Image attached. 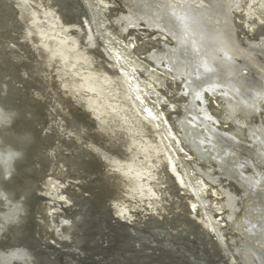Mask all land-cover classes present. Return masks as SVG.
<instances>
[{"label":"bare ground","instance_id":"6f19581e","mask_svg":"<svg viewBox=\"0 0 264 264\" xmlns=\"http://www.w3.org/2000/svg\"><path fill=\"white\" fill-rule=\"evenodd\" d=\"M116 1L120 8L109 4L106 14L113 13L118 33L124 37L134 35L125 40V45L132 53L139 51V56L153 68L146 78L166 76L162 78L170 88V98L165 101L169 99L166 103L170 105L164 107L161 116L153 114V110L142 111L148 99L142 93L148 89L139 85L133 71H129L132 68L127 67L130 61L124 51L127 47L107 35L110 43L100 46L83 19L88 34L82 36L84 27L76 23L79 19L75 17L73 22L70 13L66 14L70 12V0V4L66 0H0V74L7 71L6 79L13 85L9 102L23 104L39 115L36 126L26 122L24 133L37 134L36 146L28 149L26 172L37 178L32 190L35 197L45 196L35 205V216L30 217L33 227L37 226L33 234L43 245L42 254L58 255L55 261L59 262L61 250L56 247L51 251L49 242L60 247L68 244L69 251L62 254H85L75 245H86L83 240L87 230L82 227L84 223L86 227L94 224V213L89 212L93 207L95 215L102 211L99 223L106 220L111 227H127L125 232L133 236L145 237L156 231L162 238L154 234L159 239L153 237V243L164 249H170L172 244L175 253L185 259L182 264H190L187 259L198 256L197 252L190 253L188 245L203 252L202 241L210 254L218 255L220 264H238L233 252L236 247L254 255L264 253V26L257 34H253L256 28H247L248 0ZM203 15L207 19L197 26V19ZM208 37L220 41L217 44L212 39L210 43ZM212 53H216L214 60ZM241 61L248 69L241 66ZM14 68L18 69L16 79ZM83 74L85 77L76 79ZM152 95L149 97L153 100ZM35 114H29L34 122ZM167 143L170 146L166 147ZM11 156L10 150H0V165L7 166ZM180 164H187V172L195 176L197 188H202L211 206L208 210L204 208L206 199L202 200L204 209L199 207L197 192L191 191L193 186L188 184ZM87 177L89 182L85 181ZM32 184L28 182L27 186ZM44 200L53 203L48 206ZM85 205L90 206L89 213L74 212L75 217L67 213L69 217L63 219L62 215V223L53 222V214L62 207L71 214L72 209L80 208L82 214L87 209ZM6 206L0 209V235L7 233L6 224L15 221L19 212L8 202ZM204 210L212 212L213 217ZM107 212L109 217L103 214ZM118 227L114 229L119 231ZM87 229L88 234H93V229ZM111 230H107L109 234ZM63 232L66 236L60 237ZM56 237L65 240L57 241ZM184 240H188L187 244ZM17 251L7 250L0 264H32L23 261ZM128 254L124 257H130ZM82 255L81 262L91 264H96L99 257L96 254L94 261L93 255ZM78 259V263L75 258L69 264H79ZM114 260L118 263L117 257ZM254 260L259 264L258 259ZM62 261L60 258L59 263Z\"/></svg>","mask_w":264,"mask_h":264},{"label":"rangeland","instance_id":"374dc122","mask_svg":"<svg viewBox=\"0 0 264 264\" xmlns=\"http://www.w3.org/2000/svg\"><path fill=\"white\" fill-rule=\"evenodd\" d=\"M67 2H69V0H66ZM112 1V0H111ZM70 2H72L71 4H70ZM70 2L68 3V4H70L69 5V7H70V12H66V14L67 13H70V15H71V17H70V20H73V22H75L76 20H75V17L77 18V19H79V21L77 22L76 21V23H79V25L81 26V29L83 28V33L84 34H82V36H84V37H87V34H88V32H87V30H85V26L83 25V23H82V19H83V21H87V23L89 24V27H90V30H91V32H92V35H93V37H94V40H99L100 42H101V44H99L100 42H98V44L100 45V46H102L103 47V45L104 46H108V44L110 43L109 41H106V35H107V37H110V39H112L114 42L115 41H117L116 43H119V45H120V42H121V47H123V48H125V47H127L126 45H125V40H129L130 38H132L134 35H128V36H126V37H124L122 34H120V33H118L119 31H116L117 29H119L118 28V25L116 24V22L114 21V16H113V13H112V15L111 14H106V12L108 11V8H107V6L109 5V4H112V6L113 7H119L120 8V5H119V3H118V1H116V0H113L112 1V3H110V2H107V0H70ZM79 2H80V4H79ZM85 2V3H84ZM74 3H76L77 4V8L74 6L75 4ZM92 3V4H91ZM73 4V5H72ZM247 4L249 5V7H248V10H249V12H247V14H246V25H247V28H249V29H251L252 31H253V28H256V30L254 31V33L253 34H257V32L258 33H260V29H262L261 27H263L264 26V0H248L247 1ZM72 6V7H71ZM75 8H74V7ZM68 7V8H69ZM88 7V8H87ZM77 9L80 11H77ZM75 10H76V12H78L77 14H76V12H75ZM106 10V11H105ZM66 11H68V10H66ZM83 11V12H82ZM72 14H74V16L72 15ZM83 14L85 15V17L83 16ZM77 16H79V17H77ZM82 16H83V18H82ZM80 17H81V19H80ZM71 18H73V19H71ZM102 19V20H101ZM113 19V20H112ZM258 19L260 20L259 22H257L258 21ZM106 20V21H105ZM104 21V22H103ZM113 21V22H112ZM102 22V23H101ZM254 22V23H253ZM257 22V23H256ZM103 24V25H102ZM117 26H116V25ZM83 26V27H82ZM102 26V27H101ZM104 26H105V29H104ZM117 28V29H116ZM260 28V29H259ZM262 31V30H261ZM106 33V34H105ZM107 33H109V34H107ZM262 33V32H261ZM109 35V36H108ZM122 35V36H121ZM112 37V38H111ZM256 37L258 38L259 36H257L256 35ZM96 38V39H95ZM105 41H106V43H105ZM113 41H111V44L113 45ZM114 46V45H113ZM119 46V47H120ZM99 50V49H98ZM117 50H118V48H117ZM58 51V50H57ZM124 51L126 52V54H125V58H127L128 59V61H130V64H128L127 62V67L130 69V68H132L131 70H129L130 72L131 71H133L132 72V74H134V77H135V79L137 80V82H139V85H145V88H147L148 90L147 91H145V92H143L142 93V95H143V97L145 96V98L147 99V97L146 96H148V99H147V102H146V104H148V106L145 104V103H143L144 105H142V106H144L143 108H142V111L145 113V111L147 110V109H149V110H153L152 112H153V114H155L156 113V115H158V116H161V112H162V110L164 109V107H165V109H166V106H169L170 104H168L167 105V103H169L170 102V100L169 99H167L168 101H165L166 100V98L168 97V98H170L169 96H167V95H170V88H167V85L165 84V82L163 81V78L162 77H166V76H164V75H162V77L161 76H158V78H157V76H155V77H153V78H146V77H148L147 75H148V71L149 72H151L150 70H151V66H149V64H148V62L147 61H145L141 56H138V58H137V56L136 55H130V53H132V50H129L128 51V47L127 48H125L124 49ZM124 51H122V52H124ZM128 51V52H127ZM52 54H54V53H52ZM125 64V63H124ZM123 65V64H122ZM130 65V66H129ZM66 68V67H65ZM146 68V69H145ZM136 71H135V70ZM144 69V70H143ZM153 69V68H152ZM67 70H68V68H67ZM138 71V72H137ZM141 71V72H140ZM143 71V72H142ZM140 73H141V75H140ZM146 73V74H145ZM64 73L61 71V73H60V75H63ZM142 75L144 76V77H142ZM64 76V75H63ZM83 77H85V75L83 74V75H80V77H76V79H81V78H83ZM160 77V78H159ZM166 79V78H165ZM168 79H170V77L168 78ZM156 82V83H155ZM170 82V81H169ZM146 84H149V85H146ZM150 84H151V87L153 88H151L150 87ZM164 84V85H163ZM160 85V86H159ZM156 86V87H155ZM151 88V89H150ZM158 88V89H157ZM159 88L162 90H159ZM141 89H143V88H141ZM164 90V91H163ZM166 90V91H165ZM149 91V92H148ZM169 93H168V92ZM149 94H148V93ZM152 92H153V95H152ZM156 92V93H155ZM94 93V92H93ZM150 94L153 96V100L151 99V97H149L150 96ZM155 94V95H154ZM156 94H157V96H156ZM94 95H96V97H98V95L97 94H94ZM155 97H156V99H155ZM158 97V98H157ZM158 99H159V101H158ZM162 99V100H161ZM148 100H150V102H152L153 104H149V102H148ZM155 100V101H154ZM155 102H158V103H156L155 104ZM167 102V103H166ZM166 103V104H165ZM163 104V105H162ZM150 106H152V107H150ZM157 107V108H156ZM151 108V109H150ZM155 108V109H154ZM161 110V111H160ZM160 111V112H159ZM155 112V113H154ZM103 115L104 116H107V113H103ZM107 118H108V116H107ZM165 127V126H164ZM165 146L167 147V146H170V145H168V143L167 144H165ZM66 154V153H65ZM185 154V153H184ZM193 157V156H192ZM194 158V157H193ZM180 166H182L180 169L182 170V171H185L184 173H186L187 174V181H191L190 183L188 182V184L190 185V187L191 186H193V187H191L192 189H191V191H193V193L195 194L196 192H197V194H198V196H197V194H195L196 195V197L197 198H199V199H197V200H199L198 201V204H199V207H202V206H204L205 204V206H204V208L206 209V210H208L209 208H211V206L207 203V198H205L206 196H204V192H203V190H202V188H200L199 186H198V188H197V182L198 181H195L194 180V175L191 173L190 174V172L188 173L187 172V170H188V165L187 164H180ZM179 169V168H178ZM184 169V170H183ZM187 169V170H186ZM67 170V169H66ZM65 170V171H66ZM64 171V172H65ZM66 173H67V171H66ZM85 173V172H84ZM66 175V174H65ZM81 175L83 176L84 174H83V172H81ZM190 175V176H189ZM193 176V177H192ZM192 177V178H191ZM89 177H87L86 179H85V181H87V179H88ZM191 178V179H190ZM63 179V178H62ZM89 180H91V179H88V182H89ZM195 181V182H194ZM195 183V184H194ZM65 187H67V186H65ZM195 188V189H194ZM197 188V189H196ZM126 189V188H125ZM202 192V193H198V192ZM201 194V195H200ZM201 197H200V196ZM129 196V195H128ZM203 197V198H202ZM200 198H202V199H200ZM204 199H206L205 200V202H203L204 201ZM203 200V201H202ZM209 200V199H208ZM45 201V204H47L48 206H50V205H52V203L53 202H47V200H44ZM44 203V202H43ZM203 203V204H202ZM205 203V204H204ZM86 206V205H85ZM85 206H82V207H85ZM92 206V205H91ZM89 208L90 206H86L85 208ZM208 207V208H207ZM63 209L62 210H59L56 214H53V215H55L54 217H53V222L55 223V222H58V221H61V223H62V220L64 219V218H66V216L67 217H69V215H71V216H73V217H75L74 215H75V213H76V215H77V213L79 214V215H85L86 213H89V212H93L94 213V215H92V219H95L96 218V220L98 219V220H101L100 219V213L102 214V211L101 212H98L97 214H98V217H97V214L95 215V213H96V211L97 210H95L94 209V207H93V209L91 210V208H89V212H88V208L84 211H82V212H84V213H82L81 214V212H80V208L79 209H76V210H72L73 212H72V214H71V211L69 212V211H67V210H65L66 208L65 207H62ZM65 208V209H64ZM84 208V209H85ZM203 208V207H202ZM203 208V209H204ZM79 210V211H78ZM75 212V213H74ZM91 212V213H92ZM204 212H206L207 213V215H208V217H209V215H210V217L212 218L213 216V213L212 212H208V211H205L204 210ZM67 213H69V215L67 214ZM104 214V216L105 217H107V215L105 214V213H103ZM50 216H52V213H50L49 214ZM48 215V217H50ZM58 215H61L60 217L58 216ZM62 215L63 216H65V217H62ZM78 215V216H79ZM70 216V217H71ZM78 216H76V217H78ZM101 216H103V215H101ZM103 216V217H104ZM58 217V218H57ZM63 219H62V218ZM72 217V218H73ZM103 217H101V218H103ZM55 218V219H54ZM60 218V219H59ZM51 220H49V221H52V217L50 218ZM57 219V220H56ZM96 220H95V222H94V224L93 225H91V223H90V225L91 226H87L86 227V225H85V223H84V226L82 227V229H83V231H84V229L85 230H87V231H85V232H87V233H85L84 232V234H85V237H87V238H85L84 239V236H83V241L86 243V245L84 244V245H80V243H76V245H75V247H76V249H77V251H79L80 250V248H82L81 250H80V252H84L87 256L88 255H90V257L92 256V257H97V255L99 256L98 257V259L95 257L94 258V261H96V259L98 260V261H96V264H101V262H103L102 264H108L110 261H112V262H114L115 260H114V258L116 259V257H117V262L118 263H116V261L113 263V264H122V263H120L119 262V260L120 261H123L124 263L123 264H130L131 263V261H133L131 264H151V262H152V264H153V262L156 260V262L154 263V264H169L168 262L169 261H171L170 263H172V260H171V258H170V254H169V252L167 253H165V252H163V251H167V249H164L165 247H160V245H159V247L161 248V250L159 249V247L157 248V246L158 245H156L155 243H153L154 242V239L156 240V239H159V240H161V238H162V235H159L156 231L154 232V233H152L151 232V234H153V235H146L145 234V237H144V235L142 236H139L138 237V235H135V233H134V236H136V238H134V236H133V233L132 234H129V233H127V232H125L126 231V229H127V227H124L125 228V230L124 229H121V228H123V226L121 227V226H116V225H112V227H111V225L110 224H108L107 223V221L106 220H102V221H100V223H99V221L98 222H96ZM108 225V231L109 230H111V229H113V230H111L110 231V233L112 232V234H109L108 233V231L105 229V228H107V226L105 225ZM58 224H60V222H58L56 225H58ZM102 224H104V227H103V225ZM62 226L64 225L65 226V224H61ZM61 225H59V226H61ZM98 225V226H97ZM61 226V228L63 229V228H65L64 226L62 227ZM93 226V227H92ZM100 226V227H99ZM91 228V229H93V230H91L92 232L91 233H93V234H88V233H90V231H89V229H87V228ZM102 227H103V229H102ZM110 227H111V229H110ZM116 227H118V229L120 228L121 229V232L122 233H124L125 232V234L123 235L121 232H120V229H119V231L117 230V229H114V228H116ZM61 228H59L58 230H62ZM100 229V230H99ZM124 230V231H123ZM128 230V229H127ZM64 231V230H63ZM102 231V232H101ZM103 231H106L105 233H107V234H105V233H103ZM118 231V232H117ZM129 232V231H128ZM61 234L63 235V236H66V235H64V232L63 233H60V237H62L61 236ZM123 236H122V235ZM128 234V236H130V237H128V236H125V235H127ZM157 235V237H159V238H157L155 235ZM104 235V236H103ZM106 235V236H105ZM110 235V236H109ZM102 236V237H101ZM125 236V237H124ZM146 236H148L147 238H146ZM151 236V237H150ZM91 237L93 238V239H91ZM105 237V238H104ZM114 237H116V238H114ZM134 239H133V238ZM142 241V239H144V238H146L145 240H147V241H145L144 240V242L142 241V243H140V240L138 239V238ZM142 237V238H141ZM153 237H154V239H153ZM156 237V238H155ZM90 238V239H89ZM108 238V239H107ZM129 238L130 239H132V240H129ZM56 239H57V241H63V240H65V239H63V238H57L56 237ZM86 239H87V241L89 240L90 242H86ZM106 239V241H104ZM139 241H138V240ZM121 240V242H117V241H120ZM134 240V242L132 243V242H130V241H133ZM158 240V241H159ZM125 241V242H124ZM157 241V240H156ZM128 242H129V244H128ZM138 242V243H137ZM149 242H150V245H149ZM106 243V244H105ZM108 243V244H107ZM124 243V244H123ZM140 243V244H139ZM146 244L147 243V246L149 247V246H152V247H147L146 245H144V244ZM53 244V245H52ZM52 244H49V246L51 247L52 246V248H51V251H56L57 249L60 251H62V252H66V251H69L68 250V247L67 246H69L68 244L65 246V247H63L64 245H61L62 247H60V244L58 245V244H54V243H52ZM78 244H79V246H78ZM102 244H104V246H102ZM119 244V245H118ZM136 244V245H135ZM151 244H153V245H151ZM55 245V246H54ZM118 245V246H117ZM121 245V246H120ZM142 245H144L143 247H142ZM155 245V246H154ZM82 246V247H81ZM123 246H124V248H123ZM137 246L139 247V248H137ZM147 247L146 249L144 248V247ZM154 246V247H153ZM56 247H58L57 249H56ZM102 247H103V249H102ZM127 247V248H126ZM60 248V249H59ZM64 248V249H63ZM79 248V249H78ZM110 248V249H109ZM134 248V249H133ZM136 248V249H135ZM143 249L142 250V252L141 251H139V249ZM154 248H156V249H154ZM66 249V250H65ZM108 249V250H107ZM123 249V250H122ZM125 249V250H124ZM49 250V249H48ZM138 250V251H137ZM145 250H147V252L145 253ZM149 250H155L154 252L153 251H149ZM160 250V251H159ZM61 251L58 253L59 254V258H57L58 260H59V262H60V258H61V260H63L62 261V263L63 264H69L70 263V261L71 260H74V261H72V262H75V258H76V261H77V259L79 260V264H91V262L90 261H85V262H81V260H80V257H81V255H82V253L80 254V256H78V255H73V254H71L70 252H69V254H68V252L67 253H65L66 254V256H65V254L63 253H61ZM87 251V252H86ZM90 251V252H89ZM117 251V252H116ZM122 251H124L123 253H125V252H127V254L129 253V252H131L130 254H128V256H130V257H124V255L125 256H127V254H123L122 253ZM144 251V252H143ZM49 252H50V250H49ZM106 252V253H105ZM149 252V253H148ZM153 252V253H152ZM156 252V253H155ZM88 253V254H87ZM133 253V254H132ZM157 254V256L155 255V254ZM221 253V252H220ZM85 254H83L82 255V257L84 258V257H87V256H85ZM97 254V255H96ZM135 255L134 257H132V255ZM151 254V255H150ZM152 254H154L153 255V257H151L152 256ZM49 255V254H48ZM60 255H61V257H60ZM62 255L64 256V257H62ZM71 255H73V258L71 257ZM162 255V256H161ZM164 255V256H163ZM221 255H223V253H221ZM51 256V255H50ZM58 255H56V256H51V259H52V261L54 260V264H56V263H59L58 261L56 262L55 261V257H57ZM75 256V257H74ZM77 256V257H76ZM143 256L145 257V258H143ZM89 257V256H88ZM122 259H121V258ZM136 257V258H135ZM147 257V258H146ZM161 257H163V259L161 258ZM164 257H166V259H170V260H167L166 261V259L164 258ZM100 258H102V259H100ZM109 258V259H108ZM111 258H112V260H111ZM126 258V259H125ZM127 258H131V260H128ZM133 258V259H132ZM141 258H143V259H141ZM56 259V260H57ZM67 259V261L66 262H64L65 260ZM82 259V258H81ZM105 260V262H104V260ZM146 259V260H145ZM151 260V261H149V263H146V261L148 262V260ZM165 259V261H163ZM70 260V261H69ZM99 260H101L100 262H99ZM108 261V263H107V261ZM110 260V261H109ZM125 260V261H124ZM141 260V261H140ZM127 261V262H126ZM137 261H139L140 263H136ZM158 261H160V262H158ZM56 262V263H55ZM87 262V263H86ZM75 263H78V261L77 262H75ZM59 264H61V263H59ZM95 264V263H94ZM172 264H174V263H172Z\"/></svg>","mask_w":264,"mask_h":264},{"label":"water","instance_id":"95a60500","mask_svg":"<svg viewBox=\"0 0 264 264\" xmlns=\"http://www.w3.org/2000/svg\"><path fill=\"white\" fill-rule=\"evenodd\" d=\"M203 11H199V12L202 13ZM11 12L12 10H9L8 14L11 15ZM203 16H204L203 18L199 17L197 19L198 21L197 26H201V23L205 22V19H207L205 15ZM1 22L2 20H0V23ZM207 34H208L207 36L210 35L209 33ZM198 36H199L198 39H201V36L200 35ZM210 38L211 37H208V40L210 41V43L212 39L214 41L213 43L218 44L220 41L216 37L212 39ZM199 41L202 46V50H205L204 48L205 45L201 43V40ZM254 50L256 51L257 49H254ZM255 55H257V57L259 58L262 57L259 54H255ZM262 55L264 56V54ZM210 56L212 60H214L216 53L215 54L212 53ZM212 60L210 62H212ZM241 64H242L241 66H244V65L246 66L245 69H248L245 61L243 62L241 61ZM14 69L15 70L13 71L14 72L13 75H14V79H16L18 77V69L17 68H14ZM0 70H1V67H0ZM6 75L8 77V73L5 70L1 72L0 74V78H1L0 79V116H7L6 120L0 119V132L4 135V136L0 135V150L1 151L10 150L12 152V156L8 160L7 166L2 167L0 165V209L2 208L5 209L6 207H8L6 206L7 202L10 205L15 206L16 208H19V212L18 214H16L17 219L13 222H8L6 224L5 231L9 232L10 230H14L17 228H22L24 230L26 228L24 232L28 236L27 243L32 245L35 248V253L28 247H19V248H10V249L0 248V257L4 256L7 250H18L17 252H19V254L24 257L23 261L25 262L29 261L32 264H39V262H42V264H54L53 263L54 261H52L51 256L48 255V253H46V255L42 254L44 252L42 249L43 245L42 246L40 245L41 243L38 240V236L35 238L36 235L33 234L37 226L33 227L34 223L31 221V218H30V217L35 216L34 212H35V209H37L35 208V205L37 207V205L40 204L39 203L40 199H44L45 196L40 195L42 196L40 199L38 197H35L32 190L34 189L33 185L35 181L37 180V178H35L33 175H30L31 173L28 174L26 172L28 168L26 166V163L29 158L28 149L30 147L36 146L37 134L33 133L32 135H27V133H24V132H25L26 122L32 121L34 126H36L39 120V115L35 114V110L30 111L28 110L29 108H25L23 104L17 105L16 103L11 104V102H9L11 95H12L11 91H13L14 89H13V85L12 86L9 85L11 81L6 79ZM13 75H9V76H13ZM33 113L35 114L34 116L37 117L36 122H34V120L30 117L31 115H29ZM4 130H6L7 132L4 133ZM240 133L242 134L243 137H245L244 132H240ZM19 169H22V176H21L22 182L23 180L26 181V185H24V190L26 192L25 196L19 195L16 191L11 189L10 187H7L5 184L6 181L11 180L13 175L17 174ZM27 176L29 177L27 178L29 179V181L25 179V177ZM31 181H33L32 187L27 186L28 182L31 183ZM233 190H234L233 192H235L239 196V194L237 193L238 191L234 187H233ZM72 210H76V209H72ZM106 215L109 217L110 213L107 212ZM169 238L170 236L167 237V239ZM188 240L193 241L192 239H188ZM188 240H184L186 244ZM49 243L51 244V242ZM188 247L190 248V251H192L190 253H193V254H195L196 252L198 253V256L197 255L195 257L192 256L193 258L191 257V259L190 258L187 259L190 264H194V262L195 264H201V263L202 264H207V263L220 264L218 255L215 254L214 256V254H210L206 244H204L203 241H202V249L200 248L201 250H203L202 253L201 252L199 253L196 250V248L198 247L195 245L193 246L188 245ZM174 249L175 248L172 246V244L170 245V249L167 248V251L170 254V258L174 261V264L175 263L182 264V262L185 261V259H183V257L180 258L179 256H181L182 254L181 255L176 254ZM233 252H235V256L237 258L238 264H257L254 260L255 258L258 259L259 264H264V253L260 252V253H257V255H254V254H251L249 251H246L240 247L233 248ZM188 255L189 254H187V256ZM201 256H202V259H201ZM11 264H22V263L13 261L11 262Z\"/></svg>","mask_w":264,"mask_h":264},{"label":"snow or ice","instance_id":"6c2138e0","mask_svg":"<svg viewBox=\"0 0 264 264\" xmlns=\"http://www.w3.org/2000/svg\"><path fill=\"white\" fill-rule=\"evenodd\" d=\"M71 22V21H69ZM264 32V29H262ZM130 55H136L137 57L140 55L139 51L135 53H130ZM0 119H7V116H0ZM22 169H19L17 174L13 175L11 180L6 181L5 184L7 187H10L14 191H16L19 195L25 196L26 192L24 190V185L21 179ZM28 236L24 232L22 228H17L14 230H10L3 235H0V248L10 249V248H19V247H28L35 253V248L27 243ZM42 264V262H39Z\"/></svg>","mask_w":264,"mask_h":264}]
</instances>
